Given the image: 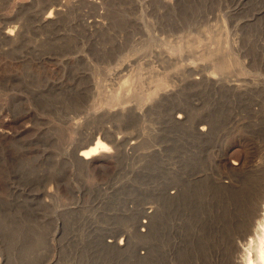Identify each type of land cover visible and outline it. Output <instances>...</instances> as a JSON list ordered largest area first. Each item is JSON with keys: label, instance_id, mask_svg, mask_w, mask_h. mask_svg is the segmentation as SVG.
Returning a JSON list of instances; mask_svg holds the SVG:
<instances>
[{"label": "rangeland", "instance_id": "1", "mask_svg": "<svg viewBox=\"0 0 264 264\" xmlns=\"http://www.w3.org/2000/svg\"><path fill=\"white\" fill-rule=\"evenodd\" d=\"M48 1L0 0V264H148L153 251L157 264L197 263L195 239L227 229L207 182L188 179L216 171L227 149L228 159L243 153L246 120H264L252 106L264 91L205 92L203 115L216 125L200 144L192 65L211 69L219 48L237 60L233 73L264 80V0H58L66 6L47 21ZM96 131L112 149L79 160ZM169 170L188 194L170 208ZM185 231L200 234L189 257L174 245Z\"/></svg>", "mask_w": 264, "mask_h": 264}, {"label": "bare ground", "instance_id": "2", "mask_svg": "<svg viewBox=\"0 0 264 264\" xmlns=\"http://www.w3.org/2000/svg\"><path fill=\"white\" fill-rule=\"evenodd\" d=\"M60 3H61V0H60ZM63 3H65V2H63ZM55 4L58 5V0H49L48 3L46 4L47 8L51 7L50 10L48 11V13L46 14V20L49 18H52L56 13H60L61 7L66 6V5L61 6L62 4L61 5L59 4V6H61V7H59V6L57 7ZM62 10H64V9H62ZM44 19H45V17H44ZM5 33H6L5 34L6 36L13 37L16 33V27L13 26V27L7 29L5 31ZM212 51H213V54L211 53ZM212 51L209 52L210 55L208 54L209 55V56H207L208 58L206 57L207 58L206 61H208L207 63H209V65L211 64L210 66H212V68L210 67L211 69H208L207 68L208 65L206 66L205 63H196V64L192 65V71H191V73L193 74V82H194V85H195L197 92H198V94H197L198 98L197 99H198L199 117H198L197 122H194V123H196L194 129H195L196 138L198 139V142L200 144H203V142L206 140V138L213 134L214 129H215V125H216L215 121H214L215 119H213L212 115H209L208 117L205 116V114L203 115L202 108H203V100H204V93L205 92L209 96H211L215 91H229V92L233 93L234 95L240 96L243 94L252 93L253 91H258V90L264 91V80H260L261 77L253 75V74L250 75V73L248 74V73L244 72L245 70L241 71L242 68L239 71H236L235 73H233L234 71L233 72L231 71V67L236 65V64L234 65V62L237 60L233 61L232 60L233 56L231 58L229 57L230 55L227 56L228 54H230L227 52V50L222 51V49L217 48V49H214ZM225 52H227L228 54ZM159 59L161 61H163L164 57L160 55ZM248 63H246L247 66L249 65ZM238 64L239 63H237V66H238ZM244 64H245V62H244ZM238 67L240 68V66H238ZM172 77L173 78L177 77V75L173 74ZM165 86H166V84L164 82H160L157 84V88L159 90L165 89L164 88ZM258 95H259V97H255L254 103L252 102L253 103V105H252L253 110L255 111V113H258L259 116L264 117V97L260 94H258ZM118 103H117V106L118 105L123 106L125 104L124 107H126V105H127V103H125V102H124V104H123V102H121V104L120 103L118 104ZM114 104L115 103L112 102L111 106L113 107ZM119 106H118V108L121 107V106L120 107ZM121 109H123V108H121ZM175 113H177V115H176L177 119L184 121V118L186 116V112L184 109H182V107L178 108ZM255 113H253V114H255ZM255 119H257V118H255ZM244 122H243V124H244ZM234 124H236V123H234ZM239 124H240V122H239ZM244 125H245L244 126L245 129L243 128L244 134H243V137L241 138V141L243 142V145L242 144L241 145H242V147H244L242 154L239 153L240 155L239 156L236 155L235 156L236 158L233 157L232 159H230V158L228 159V156H230L233 153L231 152V154H229V150L227 149L216 160L218 162V168H216V171L214 170V168L210 169L209 168L210 166H209L208 168L210 169V171L199 170V171H196L195 173L193 172L194 174L191 175L192 177L190 179H188V177H187L188 181H190L191 184H192V182H194V183H199V182H204V181L207 182L205 185H208V187H209L208 190L211 194L210 200H211L212 206H210V207H213L211 209L214 212V213L212 212L211 214H213L215 216L214 218L217 219V220L215 219L216 221L221 223V226H223V229L224 228L227 229L226 232H222L221 228H220V231H221L220 232L219 229H216L218 227H216V228L212 229L213 230L212 232H203L202 235H200L198 233L200 236H203L202 242L204 244L202 242H200L201 238L197 233L193 234V236L191 235L192 232L191 233L189 232L190 235L186 231L181 232V234L179 233L181 236L179 238L180 240H178V242L175 241L176 244H174V245L177 246L180 244L182 247H181V249L180 248L179 249L182 250V248H183L184 250L179 251V252H183V253H187L190 250H193L192 248L194 247V245H192L193 247L191 246V244L193 243L192 241L194 238L199 236V240H198V238H197V240L195 239V243H196V245L199 246V248L201 246L202 250H200V251L202 253L199 254L200 256H199V258H197L199 260L195 264H264V120L261 119L259 121V119H258L254 123H252L250 120H246V123ZM240 126H238V127H240ZM254 129L256 131H254ZM103 132H104V130H103ZM239 132H240V130H239ZM237 135H238V133H237ZM109 137L110 136L107 135L106 133H98V132L95 133L94 132L93 134H91V136L87 140H85L84 142L80 143L77 146V148L75 150L77 158L81 161H86L89 158L96 156L103 151H110L112 149L111 148L112 146L109 142H107V140L110 141L112 139H110ZM136 144H137V142L133 141L131 143V147H134ZM216 154H218V153H216ZM220 166H223L222 169L220 168ZM170 172H171V170L168 171L167 182H166V186L164 187L165 189L163 192L164 193V200H165V202L169 208H170V205L172 206L173 202L177 203V206H179L180 204H183V203L185 204L187 202L186 196L188 195V194H186L187 191L185 190V187H184V185L181 184V182L179 184L177 183L176 185L173 183V179L169 175ZM182 175L186 176V173H185V175L184 174H182ZM187 175L189 176L190 174L187 173ZM183 176H181V177H183ZM184 178H182L183 181H184ZM187 182H186V184L183 182L185 184V186L187 185ZM192 186L194 187L193 184H192ZM188 190H189V188H188ZM199 190H201V189H199ZM204 191H206V190H204ZM201 192H203V191H201ZM181 206H183V205H181ZM155 210H156V208H155ZM151 211H152V209H151ZM170 214H172V212ZM179 214H180V212H179ZM182 215H185V213ZM150 216H151V214H150ZM169 216H167V217H169ZM149 218H152V220L150 221L151 223L149 225L152 224V227H153L155 224L154 222H155V218H156V212H154V214ZM210 219H211V217H210ZM147 220H144V222L146 223ZM184 221H186L185 218H184ZM216 221L214 223H217L216 225H218V222H216ZM187 222H188V220H187ZM178 223H179V221H178ZM186 223H183V225L185 224V226H187ZM220 223H219V225H220ZM168 224H169V222H168ZM168 224H167V227H168ZM170 224H171V222H170ZM211 224H212V221H211ZM178 225H180V224H178ZM216 225L214 224L213 226L215 227ZM173 226H174V224H173ZM169 228H171V227H169ZM176 229L179 230L180 227H179V229L178 228H176ZM214 230L218 231V232H215ZM169 233H168V235H169ZM163 234H164V232H163ZM175 234H173L171 232L170 235H175ZM168 235H167V237H168ZM164 236H165V234H164ZM176 236L179 237V235H176ZM161 240H164V238ZM170 241H171V239H170ZM169 245H170V243H169ZM180 245H179V247H180ZM187 247H192V248L191 249L189 248L190 250L188 249L189 250L188 251ZM163 248L165 250V247H163ZM150 250L151 251L154 250L153 246H150ZM155 250H157V249H155ZM179 252H177V253H179ZM150 253L152 255H150L151 257L148 260L149 261L148 264H157L155 254H153L154 251L150 252ZM173 253H175V252H173ZM177 253L174 255L175 256L178 255ZM148 254H149V252H148ZM170 254H172V253H170ZM182 254H180V255H182ZM188 254L189 253H187V255ZM180 255H179V257H180ZM158 256H161V255L159 254ZM158 256H156V257H158ZM165 256H162V257H165ZM186 256L184 255V258ZM162 257H160V258H162ZM188 257H189V255H188ZM165 258H167V257H165ZM170 258L174 259L177 257L172 258V256H171ZM184 258L183 259L180 258V259L185 260ZM188 259L186 260V263H187ZM162 261H163V258H162ZM194 261L195 260L193 259V262ZM168 262H171V260L169 259ZM184 262H183V264H185ZM188 262L190 264L192 263L190 261H188ZM159 263H160V261H159ZM174 263H176V262H174ZM163 264H164V262H163Z\"/></svg>", "mask_w": 264, "mask_h": 264}]
</instances>
